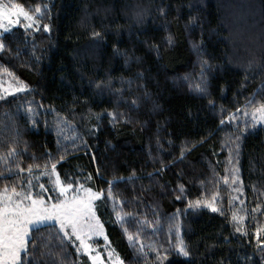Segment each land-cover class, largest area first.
Returning <instances> with one entry per match:
<instances>
[{
  "label": "trees",
  "instance_id": "16d2710c",
  "mask_svg": "<svg viewBox=\"0 0 264 264\" xmlns=\"http://www.w3.org/2000/svg\"><path fill=\"white\" fill-rule=\"evenodd\" d=\"M0 2L40 8V28L0 37V78L26 86L0 97V191L53 195L55 164L62 185L101 193L122 264H264V124L246 117L264 105V0ZM249 3L254 47L230 19ZM232 156L259 222L243 232L222 179ZM206 197L218 211L195 204ZM29 234L20 264H91L56 225Z\"/></svg>",
  "mask_w": 264,
  "mask_h": 264
},
{
  "label": "snow or ice",
  "instance_id": "6c2138e0",
  "mask_svg": "<svg viewBox=\"0 0 264 264\" xmlns=\"http://www.w3.org/2000/svg\"><path fill=\"white\" fill-rule=\"evenodd\" d=\"M35 12L39 13L40 8L37 7ZM20 16L29 21L26 27L33 26L34 17L29 11L24 10V8L16 4L8 6L0 3V20L7 19L10 23H13L15 22L13 17L18 19ZM44 30L48 31L47 25H44ZM94 35L99 36L100 33H94ZM171 42V38H169V43ZM3 47V44H0V49H3ZM99 86L98 84L97 87ZM25 87V85H21L16 90L23 91ZM197 88L200 91H204L199 85H197ZM257 112L264 119V105H261L257 109ZM113 118L115 119V117ZM253 119L255 120L256 117L254 116ZM55 168L56 165L53 164V172H55ZM56 184H60L58 176ZM41 188H43V185H41ZM70 188H72L71 184H68L66 187L61 186L59 191L65 198L58 203L52 204L46 203L43 198H34L30 193L25 195L16 192L14 188L12 189V195H0V264H20L21 253L27 252L28 241L26 238L29 235V226L47 220H54L65 237L70 238L71 236H75L80 241V245L84 251L86 253L90 252V245L86 242V238L91 235L103 234V226L96 218L93 210V200L99 198L101 193H94L91 189H83L84 195L80 196L78 195L80 190L77 189V195H73L69 199L66 192ZM181 190H183V186H181ZM109 195H111L110 189ZM13 197L20 198L14 199ZM25 201H28V203H25ZM197 204H199V201H197ZM212 210L216 211L215 208ZM69 229L71 230L70 232L68 231ZM257 231L259 232L260 229H257ZM128 238L130 241L133 239L131 235ZM177 251L184 256L189 255L182 240L178 243ZM109 255L111 256V253ZM91 259L93 264H100L98 254L91 257Z\"/></svg>",
  "mask_w": 264,
  "mask_h": 264
},
{
  "label": "rangeland",
  "instance_id": "374dc122",
  "mask_svg": "<svg viewBox=\"0 0 264 264\" xmlns=\"http://www.w3.org/2000/svg\"><path fill=\"white\" fill-rule=\"evenodd\" d=\"M0 3L6 4L8 6L13 5L12 3L11 4H7L5 2H0ZM251 9H252V4L249 3L246 6V10L249 11V13L243 12V14H241L240 12H238L237 14H235V12H233L232 13L233 16L230 14L231 15L230 19L235 20L234 24L232 23L233 26H236L237 24L243 25L244 32H246V29H248V32L245 33V35L248 36L249 42H251L248 44H250V46H253L255 44L254 43L255 41L252 40L253 39L252 34H253V30L255 29L256 25H253V24L249 25L246 22H248L249 19L251 21H254L255 19H257L258 14H256L254 17V13L252 12ZM24 10H26V9L24 8ZM237 10L238 9L233 10V11H237ZM29 13L34 17V22H33L32 27H26V25L29 23V21L25 20L23 16H20L18 19L16 17H13V20L15 21L13 23H10L7 19L0 20V25H2V26H0V37H1V35L10 32L13 28H22V29L26 28V29H31V30H35V29L40 28V22L38 20L39 15L37 13L33 14L30 11H29ZM235 44L238 45L239 41ZM254 46H256V45H254ZM245 52H246V50H245ZM21 85H24V84L19 82L18 80L14 79V78H12L8 74L2 73V78H0V97H2V96H4V97L13 96L16 93L24 92L26 87L24 88L23 91H17L16 90ZM105 90H107V89L104 88V91ZM257 109L258 108L251 109V110L249 109V111H247V114H246V117H248L249 119L251 118L254 121L253 123L255 126H259V125L264 124V119L261 118V114L259 112H257ZM254 116L256 117L255 120L253 119ZM233 158H234V156H232V158L228 161V163H226V165H227L226 167H228V169H227L228 174L225 175L224 177H222V179L224 182H226L228 184V188L232 191L231 196H230V202H231L230 208L232 209L231 213H233L232 214V222L234 225H236V230L238 232H243L248 227L245 224L249 219H251L254 223L256 222L257 224L259 222H258V219L254 218V217H249V216L247 217V213L245 212V210L243 208V201H241L242 190H240V178H238V175L236 172V166L234 164ZM42 172L45 173L44 182L47 183V185H43V188H41V189H44L45 192H47V190L45 188L50 187V190L52 191L53 195H50V193L48 194V192H47V193H45L46 196H44V194H43L42 196L38 197V195H34L31 192L27 191L26 189L18 190V192L23 193L25 195L30 193L34 198H43L46 201V203L52 204V203H58L59 201H61L65 198L64 196H62L60 194L59 189L61 186L66 187L68 184L72 185V188L68 189V191L66 192V195L69 199H71L73 195H77V189L80 190L78 193V195H80V196L84 195L83 189H91L90 187L88 188L80 182H75V183L70 182V183H66V184L62 185V183H61L62 180L60 178H59L60 184L57 185L56 179H57L58 174L56 172H53L52 168L42 170ZM81 186H83V187H81ZM92 192H94V191L92 190ZM0 195L9 196V195H12V192L6 193L5 191H0ZM13 198L19 199L20 197H13ZM99 198L93 200V210L95 212V215H96V211H95L94 205H95V202L97 200H99ZM215 201H216L215 197L212 200H211V197H206V200H200L199 204H197V201H196L195 204L198 206L204 207V208H208L211 211H213L212 210L213 208H215L216 211H218L217 202H215ZM25 203H28V201H25ZM96 218H97V215H96ZM99 222H100V220H99ZM47 224L56 225L59 228V225L54 220H47V221L34 223V224L30 225L29 226V232L33 228L42 227L43 225H47ZM68 231L70 232L71 230L69 229ZM61 233H63V232H61ZM29 235L26 238L27 240L29 238ZM105 237H106V232L104 231V227H103V234L91 235V236L87 237L86 242L90 245V252L89 253H86L84 251V249L80 245V241L77 240L75 238V236H71L70 238L66 237V239H68L75 246L76 250L79 249V251H77L79 254L81 253L83 255H86L89 258L91 264H93L91 257H94L97 254L100 257V264H122L121 260L117 256V254H114L113 251L109 248V242H107V239H105ZM109 253H111V256L109 255Z\"/></svg>",
  "mask_w": 264,
  "mask_h": 264
}]
</instances>
